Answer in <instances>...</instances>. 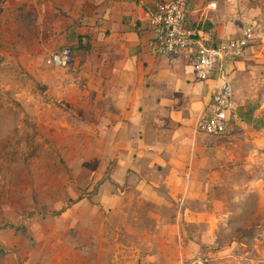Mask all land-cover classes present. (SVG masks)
I'll return each instance as SVG.
<instances>
[{"label": "crops", "instance_id": "crops-1", "mask_svg": "<svg viewBox=\"0 0 264 264\" xmlns=\"http://www.w3.org/2000/svg\"><path fill=\"white\" fill-rule=\"evenodd\" d=\"M160 1L0 0L1 18L12 29L4 34H20L25 54L45 57L71 48L74 62L62 67L71 78L62 85L84 84L83 101L100 103L103 118L115 117L110 110L117 108L112 180L121 195L116 206L124 215L139 216L141 232L154 231L156 239L158 234L156 242H142L148 258L156 255L152 247L165 255L175 242L180 244L184 222L203 219L209 191L236 182L230 177L238 168L252 167L253 153L264 146L262 5L190 0L186 25L212 30L216 43L239 37L249 24L257 27L244 57L226 61L210 79L198 80L195 48L177 57L157 53L148 12ZM18 26L24 30L15 31ZM225 78L233 87L235 109L226 131L211 136L199 122ZM103 195L113 201L108 191Z\"/></svg>", "mask_w": 264, "mask_h": 264}, {"label": "rangeland", "instance_id": "rangeland-1", "mask_svg": "<svg viewBox=\"0 0 264 264\" xmlns=\"http://www.w3.org/2000/svg\"><path fill=\"white\" fill-rule=\"evenodd\" d=\"M254 1L264 16V0ZM2 13L0 264H264V146L236 182L209 191L203 219L184 222L180 244L165 255L152 247L148 258L142 242L158 234L116 206L117 108L103 118L100 103L83 101L84 84L63 86L69 72L49 55L25 54L20 34H4L12 29Z\"/></svg>", "mask_w": 264, "mask_h": 264}, {"label": "built area", "instance_id": "built-area-1", "mask_svg": "<svg viewBox=\"0 0 264 264\" xmlns=\"http://www.w3.org/2000/svg\"><path fill=\"white\" fill-rule=\"evenodd\" d=\"M189 12L190 0H161L155 11L148 12L156 33L158 54L177 57L195 48V75L198 80L210 79L226 61L244 57L246 47L254 39V24L247 25L239 37L216 43L212 30L203 25H186ZM47 62L55 67H68L74 62V54L71 48L61 47L49 55ZM234 109L233 87L225 78L215 89L208 110L199 122L200 130L211 136L223 134Z\"/></svg>", "mask_w": 264, "mask_h": 264}]
</instances>
